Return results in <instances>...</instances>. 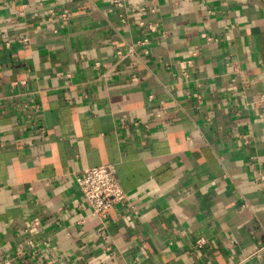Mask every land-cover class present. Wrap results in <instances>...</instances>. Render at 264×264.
<instances>
[{
  "label": "crops",
  "instance_id": "crops-1",
  "mask_svg": "<svg viewBox=\"0 0 264 264\" xmlns=\"http://www.w3.org/2000/svg\"><path fill=\"white\" fill-rule=\"evenodd\" d=\"M263 92L264 0H0V264H264Z\"/></svg>",
  "mask_w": 264,
  "mask_h": 264
},
{
  "label": "built area",
  "instance_id": "built-area-1",
  "mask_svg": "<svg viewBox=\"0 0 264 264\" xmlns=\"http://www.w3.org/2000/svg\"><path fill=\"white\" fill-rule=\"evenodd\" d=\"M118 2V0H115ZM66 17V15L64 16ZM27 83V79L21 81ZM264 99V92L261 95ZM45 133L41 130V134ZM77 190L86 202H88L92 215L105 220L108 212L118 204H125L128 200V194L121 186L116 175V169L113 164L98 165L85 168L76 177ZM39 221L33 222L34 226L39 225ZM207 244L205 238H198L195 245L202 248Z\"/></svg>",
  "mask_w": 264,
  "mask_h": 264
}]
</instances>
